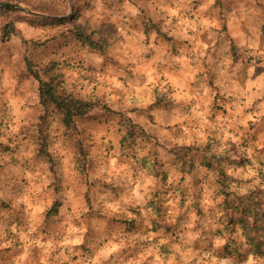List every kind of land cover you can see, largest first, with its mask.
<instances>
[{
    "label": "clouds",
    "instance_id": "obj_1",
    "mask_svg": "<svg viewBox=\"0 0 264 264\" xmlns=\"http://www.w3.org/2000/svg\"><path fill=\"white\" fill-rule=\"evenodd\" d=\"M56 3L67 19L90 4L85 14L101 39L89 42L92 30L82 23L40 27L54 21ZM222 5H22L33 23L17 24L0 41V203L11 206L0 209V264H264L252 242L264 241V233L239 224L225 230L228 218L241 217L222 208L225 199L264 191V0ZM145 25L155 28L145 34ZM76 28L85 29L83 41L75 40ZM26 60L41 72L55 63L50 75H62L64 94L90 105L77 125L67 127L62 114L41 105ZM185 153L197 158L194 169L183 166ZM223 157L250 161L219 165L227 197L218 194L217 168L202 166L204 158L218 164ZM57 202L59 215L49 220ZM157 207L174 235L148 230L150 221L161 223ZM132 221L145 228L126 232L123 222Z\"/></svg>",
    "mask_w": 264,
    "mask_h": 264
},
{
    "label": "rangeland",
    "instance_id": "obj_2",
    "mask_svg": "<svg viewBox=\"0 0 264 264\" xmlns=\"http://www.w3.org/2000/svg\"><path fill=\"white\" fill-rule=\"evenodd\" d=\"M73 2V9L75 10L76 4L78 3V0H72ZM27 3V0H0V7L4 6V7H10L11 9L8 11L5 10H1L0 9V33H1V28L7 24L12 22L13 26H14V31L9 35V38L7 40H2L3 37H0V41H8L10 40V38L15 35L18 32V29L16 27L17 24L19 23H29L32 24V21L28 20V17L25 15H22V13H24V8L22 7L23 4ZM90 7V4H86L84 6V8H82L78 13L77 16L73 19H71V17H69L68 19L66 17L61 18V12L63 11L62 6L59 3L54 4L52 11H51V15H53L55 17L54 21L52 23H47L44 25H40V27L46 28V29H66L69 28L70 25H74L77 23H82V16H84L85 14V10H87V8ZM47 14V13H46ZM84 18V17H83ZM71 19V20H70ZM89 22V26H90V21L87 20V24H85L86 26L88 25ZM81 30L85 31L84 28H80ZM93 38V36L91 37ZM75 40L76 41H80L79 39H77V37L75 36ZM105 43V42H103ZM107 44V43H105ZM111 46V45H109ZM62 47H67V44L62 45ZM27 61H25V63L27 64ZM30 61V60H29ZM32 63L33 68L36 69V65L30 61ZM56 68V64L53 63L52 67L44 72L39 71L40 77L43 80H49L50 78L54 79L55 82H57L56 84V92L59 94H64V92L62 91V86L64 84V80L62 75L57 77L54 75H50V73ZM28 70V67H27ZM29 75L31 78H33L38 85V93H39V81L28 71ZM65 95V94H64ZM40 98V95H39ZM41 103V102H40ZM42 106H44L45 108H47L49 110V114L51 115H56L58 112L53 108V106L50 107H46L45 105H43L41 103ZM105 107H107L105 105ZM220 111L225 112V114H227V110L223 109V108H219ZM80 117L82 116H76L74 119V123L71 127L77 125L80 122ZM68 127V126H67ZM261 129H257L256 132H254L250 139L252 142L258 141L259 140V133H260ZM129 137L133 138L134 140V134L132 132L129 133ZM249 141L248 140H243L241 146L242 147H247L248 146ZM211 145H208L206 148L207 150H210ZM5 151H8L9 149L7 147H5L4 149ZM231 150L233 152L236 151V146L232 145ZM262 154H264V149H260L259 150ZM196 157L195 156H190L188 153H185L183 157H181L183 166L186 169H194L196 166ZM212 160L215 161L217 160V158L215 156L212 157ZM247 164H250V161L246 158V157H242L240 160H231L230 158L227 157H223V158H219L218 164H214L213 162L209 161L207 158H204L202 160V166L208 168L209 170H212L213 168H217V171L219 173V176L221 177L220 180H218L217 182L221 184V191L218 193L219 195H224L225 197H227L229 195V193L227 192V176H226V172L219 167V165H223V166H236V167H243ZM164 179H167V174H164ZM264 191H261L259 189H257L256 191H254L247 199H242L246 202H252L253 200L257 201V206L261 209V211H264ZM240 199H237L235 201H229L228 199H225L224 204L222 206L223 210L226 213V216L228 214V212L231 210L226 207L227 205L234 203V202H239ZM10 204L7 203H0V209L3 210H10ZM61 205L59 202L55 203L54 206L46 213L47 218L50 217H54L59 215V209H60ZM156 212L158 213V218L159 221L161 223H158L156 220H152L150 221L151 224V228L148 229L149 231H162L163 233H172L174 235V229L172 226H169L167 224H163L162 222L165 220L166 217V213L164 211V209L162 207H157ZM264 217V216H263ZM229 219V218H228ZM6 222L7 225V221ZM124 224V228L126 232H136V231H141L142 229L145 228V225L143 224V222L141 221L139 224H137L136 221H132V222H123ZM231 225H233L230 221H228V224L226 225L225 230L230 231V232H234L235 231V227H232ZM119 225H117L118 227ZM217 235H219V230H217ZM162 251H167V249H161ZM232 249H230L229 247H225L224 249V253L227 255H232L234 254L235 250L233 252H230ZM258 255V254H257ZM262 257H264V255H260ZM73 259H75V257H73Z\"/></svg>",
    "mask_w": 264,
    "mask_h": 264
},
{
    "label": "trees",
    "instance_id": "obj_3",
    "mask_svg": "<svg viewBox=\"0 0 264 264\" xmlns=\"http://www.w3.org/2000/svg\"><path fill=\"white\" fill-rule=\"evenodd\" d=\"M1 10L8 11L10 7H0ZM14 31L13 23H7L1 28L2 40H7L9 35ZM76 37L80 41L85 39L84 31L80 28L75 29ZM89 38V42H91ZM28 71L39 81V95L40 102L46 107L53 106V108L59 113L62 114V122L64 125L71 127L74 123L76 116H83L90 108V105L85 104L83 101H78L73 99L70 96L64 94H59L56 92V84L54 79L50 78V83H45V80L41 79L39 71L33 68L32 63L27 61ZM247 201V200H246ZM242 199L239 202H234L226 207L231 210L232 214H240V219L229 218L234 227L235 225H241L246 231L250 230L253 233H264V211L257 206V201L253 200L252 202H246ZM251 216L254 220V223L249 225L248 217ZM258 255H264V241L256 242L252 241ZM232 249L230 252H233Z\"/></svg>",
    "mask_w": 264,
    "mask_h": 264
},
{
    "label": "crops",
    "instance_id": "obj_4",
    "mask_svg": "<svg viewBox=\"0 0 264 264\" xmlns=\"http://www.w3.org/2000/svg\"><path fill=\"white\" fill-rule=\"evenodd\" d=\"M217 2H218V5H220L221 7H223L222 0H217ZM90 8H91V5H90L89 8H87V10L90 9ZM87 10H85V13H86ZM87 20L90 21L88 19V17L86 16V14H84V16H82V24H84V25L87 24ZM87 26L89 27L90 30H92V36H93V38H95V39H101V37L99 36V34L95 30H93L94 29V26L92 25V22L91 21H90V26H89V22H88V25ZM145 28H146V33L145 34H147V32L152 31L153 28H155V25H152L151 27H149L148 25H145ZM156 30L159 31V29H156ZM165 39H168V37L166 35H165ZM103 42L108 43L107 40H104ZM258 72H259V69H258ZM48 219L51 220L52 217H50ZM4 223H5V226H6V222H4Z\"/></svg>",
    "mask_w": 264,
    "mask_h": 264
}]
</instances>
